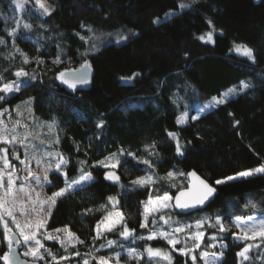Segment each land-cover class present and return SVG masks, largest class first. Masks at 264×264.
Returning a JSON list of instances; mask_svg holds the SVG:
<instances>
[{
	"label": "trees",
	"instance_id": "obj_1",
	"mask_svg": "<svg viewBox=\"0 0 264 264\" xmlns=\"http://www.w3.org/2000/svg\"><path fill=\"white\" fill-rule=\"evenodd\" d=\"M46 1L54 11L31 13L26 19L31 27L12 36L7 19L12 0H0V88L22 85L10 98L0 92V110L36 142L35 147L16 144L19 157L45 149L67 161L50 175L48 194L82 175L93 176L92 183L59 198L48 220L49 230L67 228L77 236L80 243L71 251L79 253L77 263L91 254L98 259L123 250H103L109 239L98 236L102 220L114 211L124 215L123 225L133 234L135 242H124L128 248L165 251L171 250L165 238H147L152 231L188 228L178 235L182 238L203 222L206 244L220 235L212 226L217 218L230 223L264 216V174L216 183L264 166V0ZM174 10L180 13L157 22ZM208 33L211 42L199 38ZM240 45L252 49L255 59L236 54ZM86 64L94 69L90 91L69 95L59 84L60 73ZM20 70L28 75L17 76ZM243 81L251 87L242 94L179 124L185 111L194 114L205 100ZM116 161L112 174L118 181L108 179L105 166ZM192 171L217 188L211 205L190 216L173 210L169 224L148 219L150 199L165 193L175 197L189 185ZM140 178L146 182L133 183ZM233 235L224 236L222 251L206 248L222 252L219 264H264V243L245 260L238 254L247 244ZM7 251L2 243L0 260ZM172 253V264H193L188 256ZM68 262L73 259L58 264ZM142 263L155 261L144 254Z\"/></svg>",
	"mask_w": 264,
	"mask_h": 264
},
{
	"label": "rangeland",
	"instance_id": "obj_2",
	"mask_svg": "<svg viewBox=\"0 0 264 264\" xmlns=\"http://www.w3.org/2000/svg\"><path fill=\"white\" fill-rule=\"evenodd\" d=\"M43 2L46 4L47 7H49V9L51 10V13H52L55 9L54 6H52L46 0H43ZM11 4H12V6H11L12 10H13V8H14V10L12 11L11 16H8L7 19L10 20L11 30L9 31V33L12 36L17 34V32L19 31V28L24 27V25L27 24L26 19L31 13L36 12L40 15H43L42 10H40L39 7L35 4V0H25L23 9L18 8L14 3H11ZM179 13H180V11H177V10L171 11L168 14H166L163 17V19L158 20V22L162 23L165 20L173 18L175 15H178ZM13 30H15L14 34H13ZM212 38H213L212 34H211V39H208V36L206 35L204 38V41L211 42ZM233 51L236 54H238L239 56L241 55L245 58L250 59L248 56L243 54L242 50L238 51L237 47H235ZM243 82H245L249 85L248 88L251 87V84L248 81H243ZM7 84L19 85L20 90L22 89L21 83L11 82V83H7ZM233 88L236 89L235 93L228 95L225 98L224 103L231 100V98H233V97L235 98L236 96L242 94V92H244L248 89V88H243L242 82L239 86L232 87L231 89H233ZM19 91H13V92H9V93L1 92V93H3L6 98H10V97L16 95V93ZM226 92H228V91H226ZM226 92H223L222 94H220V96H217L215 98H217V99L224 98V93H226ZM213 98L214 97H211L210 99L205 100L201 105H199V108L194 110L195 111L194 114L190 110L185 111L183 114H181L178 117L179 124L182 126L186 125L189 123L191 116L192 117L194 116V118H199L201 115L208 113V112H210V110L221 106V104H224V103H215L213 101ZM0 113H2V115H0V127H3L7 130L6 135L8 138H10L12 135H16L18 138V141L21 139L24 140V143H23L24 145H27L28 147H32L33 145L35 146L36 142L34 144V142H32L31 139H29V136H28L29 132L26 128L21 127V125L19 123L18 124L17 123H11L10 114L9 113L6 114L5 110H0ZM182 117L184 118V121L180 122ZM46 132H49V130L46 129ZM25 137H27V138L25 139ZM18 141L13 142V143L0 142V155H3V149L7 148L8 149L7 159H8L9 164H10V166H6L4 164V161L0 160V169H4V188H0V197H3L5 200L9 201V203L6 206L13 208V212L16 215L17 221L21 225H23L26 221V217H25V215L21 214L18 211L19 206H20L19 203L16 204L15 206H13L10 202L11 197L4 195L5 188H7V173L11 172L14 174L13 179L15 181L13 191H14L15 195L17 196L18 200L23 202L29 209H31L33 207L32 202L33 201L36 202L35 207H36L37 211L32 213L30 216H28L27 220L32 221V222H35L38 218L43 220L44 227L40 228L39 231L36 232V239H39L41 244H43V248H40V254L44 256V259L38 260V259H35L31 255H29V256L24 255V253L26 251L30 250L32 247L35 246V242L30 241L28 244H25L23 237L20 236V234H19V229L16 228L15 224L12 223L11 218L8 216H5L4 219L8 222V227L11 229V232H6L3 222H0V247L3 243L6 245L7 249H9L10 237L12 236L13 233H16V234H18L21 243H23V250L21 251L23 258H26V259L34 261V262L37 261L41 264H56V263L58 264V262L67 261V259L70 261L73 259V262H68L67 264H84L85 261H83V263H79V262L77 263L75 261V259H77V256H79V255H75L73 252H71L72 249L77 247V244L80 243L77 236H75V234L72 231H69L67 228L61 229L59 231H57V230L51 231L48 229V223H49L48 220H49L52 212L54 211L53 210L54 206L57 203V201L59 200V198L64 196L63 195L60 197H56L55 204L52 205L51 207H49V205L51 204V201L48 200V198L51 197L52 195L48 194L47 187L50 184V178L49 177L52 174V172H55V171L58 172L59 171V169H56L55 164L52 163L53 161L56 162V160H59L58 156L53 151L44 149V151L41 153L37 150V151H35V153H30V155L20 156V159L18 160L17 158H15V156H17L19 153V148L17 149V147H16V144L19 145ZM48 146H50V145H48ZM14 151H15V153H14ZM11 152H12V154H10ZM46 153H52V155L49 156V155H46ZM21 160L25 161V163H21ZM16 161H18V162H16ZM37 161H39V163ZM25 164H27V168L25 167ZM118 166H119V164L117 161L116 162H109L107 164L106 168L108 169L109 173H114V171H116ZM45 168H47V170H48L47 171V180H45V177H44ZM257 168H259V167H257ZM29 170H31V173H33L34 175H37L40 177L39 182L34 180L32 178V176L29 175ZM261 174H264V173H257V174H254L252 176H249V177H238V175L236 174L235 176H231V177H236L235 179L228 180L227 178H224L223 181H225L224 183L235 182V180H241V179H246V178H250V177H255L256 175H261ZM26 176H28L27 180H25ZM91 177H92V179L89 181H82L78 185L73 184L72 189L68 193L74 192L75 190L83 188V187H85V185L92 183L94 181V178H93V176H91ZM224 183H220L218 185H223ZM21 187H23L25 190H27V192L31 195V200L28 199V196H26L24 192L20 191ZM36 193H39L40 195L37 197ZM169 196L173 197V199H174V196H172V195H169ZM173 199L166 201V202L162 201L161 199H156V198L150 199V201L146 205L147 206L146 207V217L148 219H150L151 217H154L155 221H159V220L162 221L163 220L164 222L167 221L166 223L169 224L172 221V218L169 215L174 210V207L172 205ZM165 204L167 206H162ZM37 213H38V215H37ZM117 213H119L120 215H117ZM236 220H234L233 222H230V223H223L222 221L219 220L221 223H223V225L225 226V228L227 230L221 232L219 230V228L216 227L217 233H220V235L215 234L216 240L213 239L214 236L213 237L210 236L211 241H209L206 244H204V243H205V240H207V236H208L207 231L203 232L204 235L201 238V240L194 241L192 239V236L196 232H202V231H200V229L203 228L204 224H202L199 229L195 226L194 229L191 231V232H193V234L184 235L182 238H178V235L184 234V232H186L188 228L183 227L182 229H184V231H181V232L173 231V233H168L170 238H174L175 240H177L179 242L176 243L174 247H173V245L168 243L171 250H167V251L160 250L162 253V255H160V256L150 255L147 251L150 248L149 246H145L144 247L145 250L134 249L132 247L128 248V244L124 243V242H127V241L130 242V240H133V242H135V240L131 238L133 235L131 232H130V235H128V236L121 235V233L125 230V227L123 225L125 218H124V215L119 210L112 212L110 215H108L105 219L102 220V222L98 228L99 229L98 230V236L102 237V236L106 235L109 239V242L110 241L112 242L111 245L108 242L106 248L103 250L115 249L116 247L118 249H123V250H120V252H118L114 255H111L110 257H106V258H110L109 264H143L142 262H143L144 254H146V257H148V259L155 261V263H153V264H172L173 263L172 251H177L178 253H180V255H182L181 252L179 251L181 249V248H179V246L183 247V249L187 250L188 248H191L195 243H199V245H200V247L196 248L194 250V252L192 253V254L197 255V260H196L195 264H204V261L200 259L199 253L207 251L211 254L212 252L208 251L206 248L212 250V249H216V247H219L218 251L219 250L222 251L225 248V245H224L222 239L224 238L225 235H227V233L231 232L232 235L234 234L233 236L237 239V241L239 240L242 242H246L247 245L251 244L252 247L250 248L249 252L254 251L255 249H257L259 247V245L261 243H264V237H261L259 235V232L261 231V229L259 227H257L256 229L249 232V237L254 235L255 239H252V238L244 239L243 238L244 233L241 232L240 228H237L235 226ZM240 220L242 221V226L244 224L251 225L253 223L256 225H259L260 221H264V216L240 218ZM216 224H217V221L215 222V225ZM109 228H111V230H108ZM119 228H122V229H119ZM25 232L28 234H31L32 230L25 228ZM69 233H71L73 235L71 237H69ZM153 233L156 234V236L153 239H158V238L162 239L163 238L160 235L161 232L152 231L151 235ZM110 234H113V236H109ZM48 235H52L54 238L48 239L47 238ZM116 236H118V238H115ZM149 240H152V239H149ZM62 241H63V246L61 243ZM120 242H122V243H120ZM49 244L54 245L55 247H52ZM213 244L215 245V247H211V245H213ZM203 247L206 250L203 249ZM126 248H128V249H126ZM131 249H134L136 251V253L138 254L135 258L128 255V252ZM152 249L157 250L154 248H152ZM49 252L51 253V255H49ZM221 253L222 252L216 253L218 256L216 264H219L223 260V256L220 255ZM248 253H247V255H248ZM117 254H119V261L118 262L116 259ZM164 254H167L168 256H170V259H165ZM182 256L183 257L188 256L189 258H191V255H182ZM53 257H55V260L53 259ZM93 261H95V262H97V264H99V259H96L94 254H91L90 258L87 260V262H88V264H94ZM191 261H192V259H191Z\"/></svg>",
	"mask_w": 264,
	"mask_h": 264
},
{
	"label": "snow or ice",
	"instance_id": "obj_3",
	"mask_svg": "<svg viewBox=\"0 0 264 264\" xmlns=\"http://www.w3.org/2000/svg\"><path fill=\"white\" fill-rule=\"evenodd\" d=\"M12 3H14L18 8L23 9L25 0H12ZM35 4L39 7L40 10H42V14L43 15H50L51 14V10L49 9V7L46 6V4L43 2V0H35ZM181 7H185V5H181ZM24 27L25 28H30L31 26L25 24ZM14 31L15 30H13V34H14ZM207 36H208V39H211V33H208ZM199 38L201 40H203L205 37L201 36ZM2 42L3 41H0V43H2ZM237 50L238 51L242 50L244 55L248 56L252 60L255 59L252 49L247 48L246 46H237ZM27 62H28L27 58H25V63H27ZM57 62H59V61H57ZM16 75L17 76H27L28 74L26 72H24L23 70H20V71L16 72ZM64 76H65L64 73H60V78L63 80V82L64 83H68L70 87L75 88L76 84L74 82L70 83L68 80L64 79ZM2 78L3 77L0 76V79H2ZM82 82L86 83L87 81L83 80ZM242 86H243V88H248L249 87V85L247 83H245V82H242ZM19 90H20V86L19 85H15V84H5L2 88H0V92H5V93H9V92H13V91H19ZM235 91H236L235 88L229 89L228 92L224 93V98L217 99V98L214 97L213 101L215 103H224L225 102V98L228 95L235 93ZM2 99H3V97L0 96V100H2ZM0 115H2V113H0ZM183 121H184V118L182 117L180 122H183ZM98 126L103 127V123L101 122V124L98 125ZM6 131L7 130L5 128L0 127V142L13 143V142H17L18 141V138H17L16 135H12L10 138H8L7 135H6ZM169 135H171V136H173V138H175V133H169ZM26 138L27 137H25V139ZM18 142L23 144L24 140L21 139ZM33 147H35V146L33 145ZM177 151L178 152L180 151L179 144H177ZM7 153H8V149L7 148L3 149V155H0V160H3L4 164L6 166H10L9 161L7 159ZM46 155L50 156V155H52V153H46ZM57 155H59V154H57ZM16 158L19 160L20 159L19 155H17ZM37 162L39 163V161H37ZM21 163H25V161L21 160ZM66 163H67L66 160L60 159V160H58L56 162L55 167H56V169H60L61 165L62 164H66ZM101 163H103V162H101ZM144 163H148V161H144ZM105 166H107V165H105ZM25 167L27 168V164H25ZM47 171H48L47 168H45V170H44L45 180H47ZM257 173H264V166L259 167V168H255V169H251V170H247V171H243V172L238 173L237 175H238V177H249V176H252V175L257 174ZM29 175L32 176V178L34 180H36L37 182L40 181V177L37 176V175H34L33 173H31V170H29ZM66 175L67 174L65 173V176ZM172 175H173L172 173H168L169 177H171ZM189 175L195 177L196 174L193 172V173H190ZM13 176H14L13 173H11V172L7 173V188H5L4 195L11 197V201L10 202H11V204L13 206H15L16 204L19 203L20 206H19L18 211L21 214L25 215L26 221H25V223L23 225H21L17 221L16 215L13 212V208L6 206L9 203V201L5 200L3 197H0V222H3L6 232H11V229L8 227V222L4 219L5 216L10 217L12 223L15 224L17 229H19V234H20V236L23 237L24 243L28 244L30 241H34L35 242V246L32 247L30 250L26 251L24 253V255L25 256L31 255L35 259L43 260L44 256L40 254V248H43V244H41L39 239H36V232L39 231L40 228L44 227L43 220H41L39 218L35 222L27 220L28 216H30L32 213L37 211L36 207H35L36 202L33 201L32 202L33 207L31 209H29L23 202L18 200L17 196L15 195V193L13 191V187H14V183H15V181L13 179ZM235 178L236 177H228L227 179L228 180H232V179H235ZM27 179H28V176L25 177V180H27ZM91 179H92V177L90 175H82L80 177V180H75V181H72L71 183H66L64 188H62L59 191L53 193V195L48 198V200L51 201V204L49 205V207H51L52 205L55 204L56 197H60V196L65 195L66 193H68L72 189L73 184H77L78 185L82 181H89ZM108 179H112V180H117L118 181L119 177L113 175L112 173H109L108 174ZM197 179H199V178L197 177ZM145 182H146L145 178H140L137 181H134L133 183H138V184L142 185ZM224 182L225 181H223V180H217L216 181L217 184L224 183ZM199 183H200V185L202 187V191H201V194L196 198L195 203L196 204H203L205 202V200H207L208 197L211 196L215 192V189L213 187L209 186L203 180H200ZM0 188H4V169H0ZM20 191L24 192L25 195L28 196V199L31 200V195L27 192V190H25L23 187H21ZM36 195L38 197L40 194L36 193ZM185 195H186V193L181 192L179 196L175 197V206L176 207H179L181 209H185V208H189V207L195 206L194 204L189 203L188 201H182L181 200V197H183ZM113 199L114 198L109 197V200H113ZM160 199L162 201L166 202V201H169V200L173 199V197H171L167 193H165L163 195V197H161ZM249 205L251 207H253V208L256 207V205L254 203H252L251 201H249ZM249 205H246V207L249 206ZM162 206H167V205L165 204V205H162ZM37 215H38V213H37ZM117 215H120V214L117 213ZM165 222H167V221H165ZM202 223L203 222H198L196 227L199 229L201 227ZM212 226L213 227H218L221 232L227 230L225 228V226L223 225V223H221L219 221V218H217V224L216 225H212ZM235 226L237 228H240L241 232L244 233V237H243L244 239H248V238L255 239L254 235L249 237V232L254 230V229H256L257 227H259L261 229V231L259 232V235L261 237H264V221H260L259 225H256V224L253 223L251 225L244 224L242 226V221L240 220V218H237V220L235 221ZM188 227H191V226H188ZM25 228L31 229L32 230L31 234L26 233L25 232ZM108 230H111V228H109ZM57 231H59V230H57ZM175 231L176 232H181V231H184V229L178 227V228L175 229ZM72 235L73 234L69 233V237H71ZM121 235L128 236V235H130V232H129V230H127L125 228V230L121 233ZM160 235L163 238H165L168 241L169 244L173 245V247L175 246L176 243L179 242V241L175 240L174 238H170L168 233L161 232ZM203 235H204L203 232H196L192 236V239L194 241H199V240H201ZM155 236H156V234L153 233L152 235H150L148 237V239H153ZM47 238L48 239H53L54 237L52 235H48ZM141 239H143V237H141ZM213 239H215V237H213ZM16 243H20V241L17 239ZM61 243H62V246H63V241ZM111 243L112 242L110 241L109 244L111 245ZM199 247H200L199 243H195L191 248H188L187 250L186 249H180L179 251L181 252L182 255H191V259L193 261V264H195V262L197 260V255L192 254V253L194 252V250L196 248H199ZM211 247H215V245L213 244V245H211ZM251 247H252L251 244L247 245L238 255H240L245 260L249 259L247 253L249 252ZM9 248L11 249V243L9 244ZM147 251H148V253L150 255H154V256L162 255L160 250H153L152 248H149ZM49 255H51L50 252H49ZM77 255H79V253H77ZM128 255L132 256L133 258H135L138 254L136 253V251L134 249H131V250H129ZM220 255H222V253ZM199 256H200V259L204 261V264H216L217 259H218V256H217L216 253H211L210 254L207 251L199 253ZM2 258L5 261H7L8 264H13L12 260L9 258V255L6 254ZM164 258L165 259H170V256H168L167 254H164ZM53 259L55 260V257H53ZM98 259H99V264H109V261H110V258H106V257H103V256L99 257ZM116 259H117V262H118L119 261V254H117ZM84 264H88V262L85 261Z\"/></svg>",
	"mask_w": 264,
	"mask_h": 264
},
{
	"label": "water",
	"instance_id": "obj_4",
	"mask_svg": "<svg viewBox=\"0 0 264 264\" xmlns=\"http://www.w3.org/2000/svg\"><path fill=\"white\" fill-rule=\"evenodd\" d=\"M65 76L64 79L68 80L70 83L74 82L76 84L75 88H72L69 86L68 83H64L63 80L59 77V84L62 86L64 91H66L69 95H76L81 92H89L93 83L94 78V69L89 64H86L78 70H69L67 72H64ZM83 80H86L87 82H82ZM195 173V177L189 175L190 173ZM188 174V182L189 185L187 188L183 189L179 193H177L176 196H179L181 192L186 193L185 196L181 197L182 201H188L189 203L194 204L195 206L181 209L179 207L175 206V197L173 199V207L177 214L179 215H185L190 216L196 212L204 211L207 207L211 205V203L214 201L215 197L217 196V188L215 186H212L209 182H207L204 178H202L200 175H198L195 171H192ZM197 177L199 179H197ZM200 180H203L205 183H207L209 186L213 187L215 189V192L208 197L207 200L203 204H196L195 200L196 198L201 194L202 187L199 183ZM20 241V238L18 234L13 233L10 237V243H11V249L9 248L7 252L3 254L9 255V258L12 260L13 264H40L37 261H31L26 258H23L21 251L23 250V243H16V240ZM2 256V257H3ZM0 264H8L7 261H5L3 258L0 260Z\"/></svg>",
	"mask_w": 264,
	"mask_h": 264
}]
</instances>
